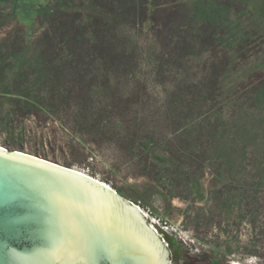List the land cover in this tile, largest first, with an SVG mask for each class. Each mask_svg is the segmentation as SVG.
I'll return each instance as SVG.
<instances>
[{
    "label": "rangeland",
    "instance_id": "374dc122",
    "mask_svg": "<svg viewBox=\"0 0 264 264\" xmlns=\"http://www.w3.org/2000/svg\"><path fill=\"white\" fill-rule=\"evenodd\" d=\"M216 1L180 0L215 31L212 50L163 46L150 21L123 27L133 74L109 83L42 49L50 11L79 9L77 1L0 0V147L106 183L192 255L264 264L258 158L233 154L223 137L214 152L210 135L214 121L231 120L244 132L233 136L240 145L262 144L254 88L264 81V0ZM51 88L63 102L52 101Z\"/></svg>",
    "mask_w": 264,
    "mask_h": 264
},
{
    "label": "water",
    "instance_id": "95a60500",
    "mask_svg": "<svg viewBox=\"0 0 264 264\" xmlns=\"http://www.w3.org/2000/svg\"><path fill=\"white\" fill-rule=\"evenodd\" d=\"M93 236L102 249L83 251L95 249ZM0 264H169V251L141 209L112 188L0 147Z\"/></svg>",
    "mask_w": 264,
    "mask_h": 264
},
{
    "label": "trees",
    "instance_id": "16d2710c",
    "mask_svg": "<svg viewBox=\"0 0 264 264\" xmlns=\"http://www.w3.org/2000/svg\"><path fill=\"white\" fill-rule=\"evenodd\" d=\"M75 1L79 3V9L54 8L50 11L47 17L49 27L42 35L41 44L42 49L51 50L55 59L64 61L63 64H69L71 69L73 66H81L85 76L91 73L90 68L92 67L95 68L98 78L104 82L110 83L111 79L120 75H132L133 71L129 68L134 62V53L126 45L120 43L123 37L121 30L123 27L140 26L146 21L151 22V30L155 39L163 46L183 48V50L190 51L188 55H194L195 52L203 49L212 50L210 48L214 47L215 31L209 30V23L206 20H199L197 13L192 12L180 0ZM215 4L229 6L221 0L216 1ZM150 7L153 8L152 12H150ZM180 33L185 36L179 37ZM45 51H43V56L49 59L51 55L46 54ZM65 60L70 61L66 63ZM47 81L43 82L44 87ZM55 90L50 89L49 94L52 101L63 102V95ZM254 90L257 97L254 101L264 110V81ZM29 96L31 95L28 94L26 97L35 100L42 108L53 106V103L50 104L45 98L32 97L34 98L32 99ZM209 120L213 122L211 117H208ZM217 121H214L216 123L210 131L213 142L217 140L212 145V150L216 152L218 139L223 137L227 140L228 150L233 154L243 156L254 154L258 158L259 169L264 179V139L259 145L253 144L250 147L247 143L240 145L237 138L241 136L242 128L236 127L231 120H224L222 124L219 120Z\"/></svg>",
    "mask_w": 264,
    "mask_h": 264
},
{
    "label": "flooded vegetation",
    "instance_id": "af4514ba",
    "mask_svg": "<svg viewBox=\"0 0 264 264\" xmlns=\"http://www.w3.org/2000/svg\"><path fill=\"white\" fill-rule=\"evenodd\" d=\"M146 220L148 224L151 226L152 223L150 224L148 219ZM153 229L168 248L169 264H222L221 261H219L218 259L213 260L210 259L209 257H206L205 255H201V256L192 255L189 249H186L175 238L164 233L163 229L160 226L158 227L154 226ZM159 230L161 231V233H159Z\"/></svg>",
    "mask_w": 264,
    "mask_h": 264
},
{
    "label": "snow or ice",
    "instance_id": "6c2138e0",
    "mask_svg": "<svg viewBox=\"0 0 264 264\" xmlns=\"http://www.w3.org/2000/svg\"><path fill=\"white\" fill-rule=\"evenodd\" d=\"M91 238L95 241V245H96L95 249H89V248L85 247L83 249V251H85V252H88V251H91V250L99 251L100 249H102V247H103L102 238L96 237V236H93ZM64 239H65L64 233L63 232H60L58 234V236H57V239L55 241V245L54 246L55 247H59L60 244L63 242Z\"/></svg>",
    "mask_w": 264,
    "mask_h": 264
},
{
    "label": "bare ground",
    "instance_id": "6f19581e",
    "mask_svg": "<svg viewBox=\"0 0 264 264\" xmlns=\"http://www.w3.org/2000/svg\"><path fill=\"white\" fill-rule=\"evenodd\" d=\"M77 171H79V170H77ZM79 172H81V173H83V174H85V175H87L86 173H84V172H82V171H79ZM94 179V178H93ZM96 180V179H95ZM99 181V180H98ZM99 182H101V181H99ZM102 184H104V185H106L107 187H110V186H108L106 183H104V182H101ZM111 188V187H110Z\"/></svg>",
    "mask_w": 264,
    "mask_h": 264
},
{
    "label": "built area",
    "instance_id": "2783aa9c",
    "mask_svg": "<svg viewBox=\"0 0 264 264\" xmlns=\"http://www.w3.org/2000/svg\"><path fill=\"white\" fill-rule=\"evenodd\" d=\"M154 226H155V225L152 223V224H151V227H153V228H154Z\"/></svg>",
    "mask_w": 264,
    "mask_h": 264
}]
</instances>
